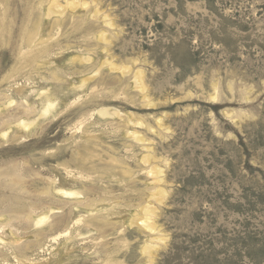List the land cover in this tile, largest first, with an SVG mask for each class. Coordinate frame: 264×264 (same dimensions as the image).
<instances>
[{"label": "rangeland", "instance_id": "374dc122", "mask_svg": "<svg viewBox=\"0 0 264 264\" xmlns=\"http://www.w3.org/2000/svg\"><path fill=\"white\" fill-rule=\"evenodd\" d=\"M35 18L44 56L0 38V117L37 120L0 138V264H264V0H0L18 46Z\"/></svg>", "mask_w": 264, "mask_h": 264}, {"label": "bare ground", "instance_id": "6f19581e", "mask_svg": "<svg viewBox=\"0 0 264 264\" xmlns=\"http://www.w3.org/2000/svg\"><path fill=\"white\" fill-rule=\"evenodd\" d=\"M60 9H61L60 6L57 5L55 8H50L48 10V13H50V14L57 13V12H59ZM35 19L32 20L31 25H29V23H28L25 31H23V32L21 31L20 40L18 41L19 42V46L17 45V40H16V37H17L16 33L17 32L14 30V27L12 26V23L10 22V23L2 24V22L0 21V38L3 40L4 44H6V46H8V47L10 46V49L13 52L12 55H14V56L16 55V56L22 57L24 59H27L28 61H33V60L38 58V55L40 53H41L42 56H44L47 53L48 49L44 45L41 48L39 47L37 49H33V47L42 45V44L36 45V37L40 33V30H38V28L40 27L41 22H40V19H38V18H35ZM13 37H15V38H13ZM10 39H11V42H10ZM103 40H104V38H103ZM25 49H26V51L23 52V50H25ZM121 71L125 74V71H127V70H125L124 68H121ZM135 76H136L135 85H136L137 88H139L142 91V87H143L142 86V72H138ZM46 92L43 93V95L45 97L46 106H45L44 110L42 111V113L39 115V117H41V118H43L47 114H49L50 111L55 109V106H56V103L54 102V100H52L50 98V95L46 94ZM12 104H13V102L10 101L8 106H7V108H9L10 105H12ZM105 110L99 111L101 116L109 115V112L107 110L106 111ZM1 111H2V109H0V112ZM6 117L7 116H5L4 118L0 117V138H2L4 140L8 139L7 141H9L10 138H11L9 136V131L8 130L11 129L13 124H15V126H17V127H25L26 129H28L30 126L34 125L37 122V120L31 121V122L28 121V120H22V121L21 120L20 121L17 120V121H15V123H13V122H9L8 121L9 119L7 121H5ZM134 136H136V135H134ZM136 141H138L139 143L144 142V140L142 138H140L139 135L136 138ZM160 174H161V171L158 168H156L154 170L153 176L159 177ZM59 190H60V196H67V197L77 196V193H75L73 191H64L62 189H59ZM158 194H160L162 196L166 195L165 191L162 190V189L158 191ZM155 211H156V209L153 206H146V207H144L143 211L141 210V214L143 213L145 215L143 217V219L148 220L147 222L143 221L144 222L143 223V228L144 229H148V230H152V232H153V230L157 231L155 223H154ZM46 219H47V217H42L37 222L41 223V222H43ZM143 219H142V216H141L140 219L135 220V221H137V223L139 221H141L140 223H142ZM141 227H142V225H141ZM66 234H68V233L66 232ZM164 240H163V242H164ZM145 247H147V246H145ZM151 248H146V249L151 250ZM152 249H154V248H152ZM145 251H143V252H145ZM151 263H152V261H151Z\"/></svg>", "mask_w": 264, "mask_h": 264}]
</instances>
